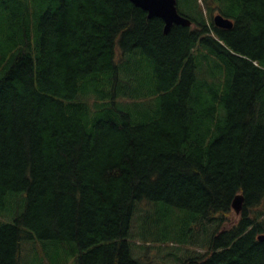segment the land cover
Instances as JSON below:
<instances>
[{"label": "trees", "instance_id": "16d2710c", "mask_svg": "<svg viewBox=\"0 0 264 264\" xmlns=\"http://www.w3.org/2000/svg\"><path fill=\"white\" fill-rule=\"evenodd\" d=\"M177 1L191 25L165 33L128 0H0V264L45 238L143 264L135 214L145 251L264 264V0ZM154 203L173 215L152 236Z\"/></svg>", "mask_w": 264, "mask_h": 264}, {"label": "rangeland", "instance_id": "374dc122", "mask_svg": "<svg viewBox=\"0 0 264 264\" xmlns=\"http://www.w3.org/2000/svg\"><path fill=\"white\" fill-rule=\"evenodd\" d=\"M188 5H180L178 9L182 12H187ZM2 205V206H1ZM152 206H144L143 209L148 210L147 213V221L143 224L145 226L148 225V233H152L151 235L154 236L157 233V229L162 231V225L165 221H168L171 216L173 215L172 209L169 207L163 206L159 203L151 204ZM17 205H14L12 200L8 199L7 202L0 203V213L6 215L4 213L10 214L14 209L16 210ZM178 214H184L181 211H178ZM168 213V216H163V214ZM138 214H135L131 224V231L132 235L130 237V248L133 255H139L138 257H143V264H179L178 260L181 256V253L171 254V250H176V248H170L164 244L154 245V237L148 238V244H153L148 251H145L144 248H141L140 242L142 241V237L140 234L139 229V221L137 222L135 219L137 218ZM177 218V217H176ZM12 219V217H11ZM154 222V225L152 223ZM160 223V227L157 223ZM137 223L136 230L133 229L135 224ZM145 226L143 228H145ZM184 227V224H180V227ZM142 228V227H141ZM144 230L141 229V233ZM42 260L38 253L32 249L31 251L26 254L25 256V264H74L73 257L69 251L70 244L61 242V241H53L49 238H45L42 242H40L39 247ZM140 252L138 253V251ZM185 255V254H184Z\"/></svg>", "mask_w": 264, "mask_h": 264}, {"label": "water", "instance_id": "95a60500", "mask_svg": "<svg viewBox=\"0 0 264 264\" xmlns=\"http://www.w3.org/2000/svg\"><path fill=\"white\" fill-rule=\"evenodd\" d=\"M134 5L142 8L148 12V16H157L163 19L164 32H169L173 24H180L183 26H190L191 20L181 15L178 11L177 0H128ZM213 21L216 26L222 28H231L233 22L231 19L222 16L221 14H216L213 17ZM242 196L236 195L232 201V207L235 213L240 210V205L242 203ZM259 240L264 239V235L258 236Z\"/></svg>", "mask_w": 264, "mask_h": 264}, {"label": "bare ground", "instance_id": "6f19581e", "mask_svg": "<svg viewBox=\"0 0 264 264\" xmlns=\"http://www.w3.org/2000/svg\"><path fill=\"white\" fill-rule=\"evenodd\" d=\"M147 13H148V12H147ZM148 17H149V16H148ZM152 17H157V16H152ZM150 18H151V17H150ZM159 18H160V17H159ZM162 20H163V19H162ZM164 25H165V23H164ZM173 25H174V24H173ZM173 25H172V26H173ZM171 28H172V27H171ZM171 28H170V30H171ZM163 29H164V28H163ZM170 30H169V31H170ZM167 33H168V32H167ZM236 195H241L242 198H243V199H242V203H241V205H240V209H239L240 211H239L238 213H235L236 215H238V214L241 212L242 207H243L244 195H243L242 193H238V194H236ZM236 195H235V196H236ZM233 199H234V198H233ZM231 207H232V203H231ZM232 209H233V207H232ZM233 211H234V210H233ZM234 212H235V211H234ZM261 235H262V234H261Z\"/></svg>", "mask_w": 264, "mask_h": 264}]
</instances>
